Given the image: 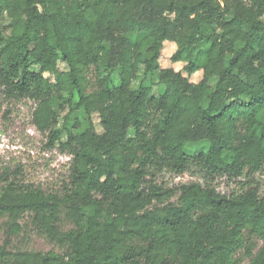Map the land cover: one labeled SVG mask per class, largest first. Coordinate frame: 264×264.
I'll return each instance as SVG.
<instances>
[{
    "label": "trees",
    "instance_id": "16d2710c",
    "mask_svg": "<svg viewBox=\"0 0 264 264\" xmlns=\"http://www.w3.org/2000/svg\"><path fill=\"white\" fill-rule=\"evenodd\" d=\"M0 95L70 156L0 172V264H264V0H0Z\"/></svg>",
    "mask_w": 264,
    "mask_h": 264
},
{
    "label": "rangeland",
    "instance_id": "374dc122",
    "mask_svg": "<svg viewBox=\"0 0 264 264\" xmlns=\"http://www.w3.org/2000/svg\"><path fill=\"white\" fill-rule=\"evenodd\" d=\"M175 45L164 43L161 55L163 64L172 67L176 72L182 71L183 64H171L168 62L175 52ZM63 69L64 65H60ZM37 70L36 67H32ZM202 79V72H197L190 77L192 83H198ZM215 80L210 81L214 85ZM35 105L30 101H8L0 95V172L4 168L9 171L21 173L24 183L39 186L46 192L58 191L66 182L68 163L70 156L60 152L56 148L48 147L46 138L40 134L32 124L31 113ZM94 124L99 132L97 117ZM165 185L169 187L179 183L198 181L196 176L183 174L179 176H162ZM220 189L222 186L219 187ZM0 227V244L4 238ZM14 247L19 249L47 252L59 249L34 234H25L13 240ZM242 264H249L245 259Z\"/></svg>",
    "mask_w": 264,
    "mask_h": 264
}]
</instances>
